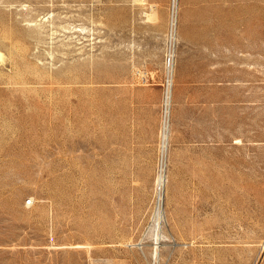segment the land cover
<instances>
[{"label": "rangeland", "instance_id": "obj_1", "mask_svg": "<svg viewBox=\"0 0 264 264\" xmlns=\"http://www.w3.org/2000/svg\"><path fill=\"white\" fill-rule=\"evenodd\" d=\"M172 2L0 0V264H264V0Z\"/></svg>", "mask_w": 264, "mask_h": 264}, {"label": "bare ground", "instance_id": "obj_2", "mask_svg": "<svg viewBox=\"0 0 264 264\" xmlns=\"http://www.w3.org/2000/svg\"><path fill=\"white\" fill-rule=\"evenodd\" d=\"M177 7H178L177 0H173L172 8H171V14H170V24H171L173 30H174V27L177 24ZM171 54H172V51H171ZM171 70H172V62L170 61V63H169V72L170 73L172 72ZM172 82H173V79H171V76L169 75V82H168L167 92H166V95H165L166 96V99H165L166 101L164 103L165 104V112H164L163 119H162L161 140H160V150L162 152V159H160V160H162V162H164V160H165V156H164L165 152L168 151L169 135H170V132H171L170 131V127H169V123H168V115H169V99H170V94H171L170 93V89H171V86H172ZM164 181H165L164 175H162V174L160 175L159 174V176L157 178V181H156L157 184H158V187L162 186ZM161 201H162V198H161V194L159 193V197L157 198V201H156L155 218H154L156 223H157V225H158V227L161 226L160 223H162V221H164V217H165ZM159 234H160V232L158 233V235ZM161 234H162V232H161ZM162 236H164V235H161L160 239L162 238ZM152 237H155V236H152ZM164 239H165V237H164ZM155 244H159L158 238H157V242Z\"/></svg>", "mask_w": 264, "mask_h": 264}]
</instances>
